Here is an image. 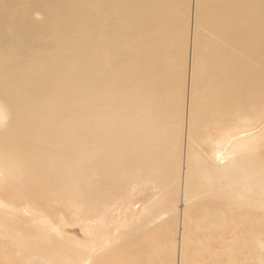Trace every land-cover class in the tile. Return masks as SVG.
Segmentation results:
<instances>
[{
  "label": "bare ground",
  "instance_id": "6f19581e",
  "mask_svg": "<svg viewBox=\"0 0 264 264\" xmlns=\"http://www.w3.org/2000/svg\"><path fill=\"white\" fill-rule=\"evenodd\" d=\"M258 212L264 0H0V264H264Z\"/></svg>",
  "mask_w": 264,
  "mask_h": 264
},
{
  "label": "rangeland",
  "instance_id": "374dc122",
  "mask_svg": "<svg viewBox=\"0 0 264 264\" xmlns=\"http://www.w3.org/2000/svg\"><path fill=\"white\" fill-rule=\"evenodd\" d=\"M190 59V48H189V52H188V60ZM190 64V63H189ZM185 83H186V85H184L185 86V94L187 93H189V78L187 79V81L185 80ZM186 94V97H187V99H188V95ZM185 122H186V120H185ZM183 123L184 124V126H186V123ZM103 179V178H102ZM106 179H108L107 177H106ZM105 178L103 179V180H106ZM108 181V180H107ZM28 187H30V186H28ZM27 187V190L29 189V190H32L31 189V187L30 188H28ZM151 187V186H150ZM24 189V188H23ZM27 190H25V191H23L22 190V192H26ZM147 190V189H146ZM145 190V191H146ZM31 191H29V193H30ZM32 192H33V190H32ZM25 194H28L27 192L25 193ZM178 203H179V208H178V210H177V212H176V217H177V221H178V226H179V231L181 230V217H182V209L184 208L183 206V204L184 203H182L181 202V200H179L178 201ZM200 203V202H199ZM203 203V202H202ZM201 204V203H200ZM199 205V204H198ZM56 206V205H55ZM59 206V205H58ZM58 206H56V207H58ZM209 206H212L213 207V205H209ZM200 209H201V207H200ZM216 209V208H215ZM70 212V213H69ZM68 212V216L70 215V214H72V213H74V211L72 212L71 210ZM72 212V213H71ZM245 214V213H244ZM243 215V214H242ZM72 216V215H71ZM169 216V215H168ZM167 216V218H169L170 219V217H168ZM170 216H172V215H170ZM70 217V216H69ZM172 218V217H171ZM253 219H260L261 221H264V213L263 212H258L257 214H255L254 216H253ZM162 220H164V218L163 219H161V220H159L160 222L162 221ZM165 220H166V217H165ZM164 220V221H165ZM159 221H158V224H159ZM259 231H261V232H263L264 231V225L262 224L261 226H260V229H259ZM254 263V260H250V262L248 261L247 263ZM251 263V264H252Z\"/></svg>",
  "mask_w": 264,
  "mask_h": 264
}]
</instances>
